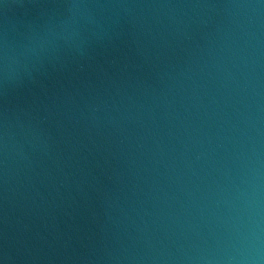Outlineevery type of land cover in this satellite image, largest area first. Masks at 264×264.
<instances>
[{"label":"water","instance_id":"1","mask_svg":"<svg viewBox=\"0 0 264 264\" xmlns=\"http://www.w3.org/2000/svg\"><path fill=\"white\" fill-rule=\"evenodd\" d=\"M0 264H264V0H0Z\"/></svg>","mask_w":264,"mask_h":264}]
</instances>
